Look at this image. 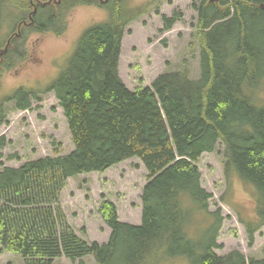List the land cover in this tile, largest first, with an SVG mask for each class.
Instances as JSON below:
<instances>
[{
  "label": "trees",
  "instance_id": "trees-1",
  "mask_svg": "<svg viewBox=\"0 0 264 264\" xmlns=\"http://www.w3.org/2000/svg\"><path fill=\"white\" fill-rule=\"evenodd\" d=\"M14 1L0 0V24ZM22 1V6L14 7L27 20L31 1ZM195 2H199L198 30L193 34L197 49L190 51L198 52L197 77L183 61L162 71L150 86L132 91L117 73L125 27L137 16L128 3L36 1L33 22L23 27L24 36L13 38L14 57L10 48L3 53L0 76L27 57V32L57 34L62 29L54 25L53 8L67 12L82 3L93 4L106 9L107 15L87 26L74 49L57 59L51 79L19 83L0 99L1 124L4 102L26 110L53 93L74 145L67 155L55 150L53 157L2 167L0 251L20 255L24 264H54L62 255L75 264H86L87 255L97 264H149L178 255L188 256L191 264H264V258L247 259L237 249L224 255L214 251L220 247L216 236L222 218L219 209L208 211L211 193L201 187L195 164L203 152H212L221 143L226 190L231 181H241L253 194L248 210L237 209L251 242L264 225V0ZM152 5V0L142 4L138 15ZM174 16L166 28L180 17ZM5 42L0 40V48ZM4 145L1 137L0 160ZM132 157L146 170L140 224L121 222L116 203L102 197L97 213L111 228L109 240L100 244L83 238L66 223L59 200L65 182L81 173L104 172ZM197 214L212 217L200 240L186 232L190 216ZM80 231L84 233V228ZM199 247L202 252L193 259Z\"/></svg>",
  "mask_w": 264,
  "mask_h": 264
},
{
  "label": "rangeland",
  "instance_id": "rangeland-1",
  "mask_svg": "<svg viewBox=\"0 0 264 264\" xmlns=\"http://www.w3.org/2000/svg\"><path fill=\"white\" fill-rule=\"evenodd\" d=\"M31 8L36 1L29 0ZM60 0H52L58 3ZM92 1V0H88ZM105 3L106 0H97ZM22 0L13 2L11 13L7 11L5 19L12 24L20 21V36H24L23 27L29 22L22 19L21 13L15 6H22ZM49 2V1H48ZM137 12V16L126 27L120 44V55L117 62V73L129 90L150 86L154 79L167 68L177 66L185 61L190 75L197 77L199 72L198 52L191 53L190 49H197L193 34L198 30L199 12L195 7L199 2L195 0H152L153 5L141 15H138L142 4L148 0H124ZM218 0H207L208 4ZM42 4V3H41ZM45 5V4H44ZM106 10V9H105ZM93 4H80L70 7L67 12L55 11V24L62 26L57 34L52 32H27L24 42L27 57L9 70L3 71L0 82V99L11 92L19 83H27L36 79L44 82L51 79L58 58H62L74 49L81 32L98 21L105 19L107 12ZM175 18L169 28L166 21ZM20 16V18H19ZM164 17V18H163ZM20 19V20H19ZM19 29H7L4 21L1 23L0 36L9 40L6 48L15 53L13 36ZM23 31V32H22ZM23 33V34H22ZM6 46V44H5ZM5 46L0 50L5 49ZM14 57V55H13ZM12 57V58H13ZM0 58V64H1ZM41 102H33L30 109H12L14 103L4 102L6 116L0 124V138H5L2 149L0 170L3 166L18 167L30 159L53 157L54 151L60 155H67L74 149L71 135L57 99L53 93L42 96ZM224 152L221 143L212 152H203L195 163L201 178L200 185L211 193L207 209L214 212L220 210L222 224L216 236L220 245L214 248L218 255L237 249L247 259L264 258V225L254 233L253 240L247 238L245 225L240 220L239 212L244 213L252 205L253 194L245 183L231 181L230 190H226V177L223 174ZM137 157L121 162L114 168L103 173H81L70 177L65 182L59 200L62 210L68 218L70 228L83 238H90L99 243L107 242L110 229L98 215L96 209L102 197H109L116 201L118 215L121 221L134 224L140 222L141 208L140 191L145 183L146 171ZM236 206L233 207L232 205ZM192 220V221H191ZM191 221L186 229L191 238L206 237V229L212 219L209 215H191ZM84 228V233L80 231ZM197 250V251H196ZM201 253L199 247L195 249L193 259ZM163 254V253H161ZM25 258L12 252L0 251V264H24ZM86 264H97L92 255L85 257ZM54 264H75L65 255L55 259ZM149 264H191L186 255L160 257L158 261L151 260Z\"/></svg>",
  "mask_w": 264,
  "mask_h": 264
}]
</instances>
